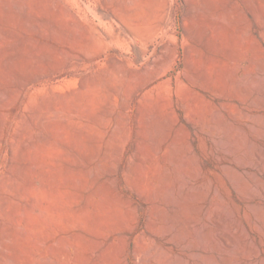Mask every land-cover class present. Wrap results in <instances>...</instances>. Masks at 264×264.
I'll return each mask as SVG.
<instances>
[{"label":"rangeland","instance_id":"obj_1","mask_svg":"<svg viewBox=\"0 0 264 264\" xmlns=\"http://www.w3.org/2000/svg\"><path fill=\"white\" fill-rule=\"evenodd\" d=\"M263 213L264 0H0V264H264Z\"/></svg>","mask_w":264,"mask_h":264},{"label":"bare ground","instance_id":"obj_2","mask_svg":"<svg viewBox=\"0 0 264 264\" xmlns=\"http://www.w3.org/2000/svg\"><path fill=\"white\" fill-rule=\"evenodd\" d=\"M204 120V119H203ZM150 122V121H149ZM155 123V122H154ZM152 124V123H151ZM149 125V124H148ZM159 145V144H158ZM153 182V181H152ZM264 214V213H263ZM201 240V239H200ZM201 243H203V242H201ZM151 248V247H150ZM148 254V253H147ZM164 254V253H163ZM139 255V254H138ZM154 255V254H153ZM152 255V256H153ZM141 259V258H140ZM159 261V260H158ZM227 262V261H226ZM142 263V262H141ZM162 263V262H161Z\"/></svg>","mask_w":264,"mask_h":264}]
</instances>
